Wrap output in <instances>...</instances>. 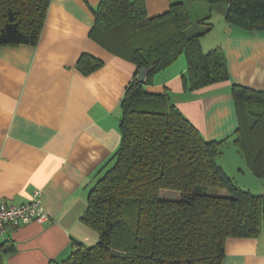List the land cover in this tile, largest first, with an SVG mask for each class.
I'll list each match as a JSON object with an SVG mask.
<instances>
[{
    "label": "trees",
    "instance_id": "trees-1",
    "mask_svg": "<svg viewBox=\"0 0 264 264\" xmlns=\"http://www.w3.org/2000/svg\"><path fill=\"white\" fill-rule=\"evenodd\" d=\"M189 1L170 0L169 11L154 18L145 0H103L94 11L90 38L135 64L137 74L121 104L115 164L91 190L82 217L99 241L74 242L61 264H223L229 238L264 232V196L237 186L218 163L224 141H207L167 92L146 89L182 55L191 91L230 80L223 50H203L201 37L212 30L207 18L198 21L205 30L190 34L195 21ZM201 1L210 10L224 4L232 26L264 32V0ZM51 2L0 0V45L36 46ZM103 64L83 54L77 68L89 75ZM143 68L152 69L146 83L136 79ZM232 96L239 123L235 144L248 167L264 178V92L233 85ZM13 252L12 241L1 243L0 264Z\"/></svg>",
    "mask_w": 264,
    "mask_h": 264
},
{
    "label": "crops",
    "instance_id": "crops-1",
    "mask_svg": "<svg viewBox=\"0 0 264 264\" xmlns=\"http://www.w3.org/2000/svg\"><path fill=\"white\" fill-rule=\"evenodd\" d=\"M102 1L52 0L36 46L0 45V202L19 206L41 190L48 215L45 222L12 232L15 252L3 255L5 264H61L74 242L93 246L99 241L82 217L91 190L115 164L121 104L137 74L135 64L90 38ZM145 5L154 18L169 11L170 0H145ZM225 14L215 23L221 39L215 41L211 33L201 44L206 53L223 50L229 81L191 91L182 55L146 89L167 92L207 141H224L218 163L236 178L247 165L235 144L239 123L232 88L264 92V32L232 26ZM83 54L103 66L84 75L77 68ZM249 177L250 187L257 184V195H263L260 181ZM223 264H264V232L257 238H229Z\"/></svg>",
    "mask_w": 264,
    "mask_h": 264
},
{
    "label": "built area",
    "instance_id": "built-area-1",
    "mask_svg": "<svg viewBox=\"0 0 264 264\" xmlns=\"http://www.w3.org/2000/svg\"><path fill=\"white\" fill-rule=\"evenodd\" d=\"M48 220L43 200V192L36 190L31 199L16 206L0 202V244L12 241V232L33 222Z\"/></svg>",
    "mask_w": 264,
    "mask_h": 264
},
{
    "label": "rangeland",
    "instance_id": "rangeland-1",
    "mask_svg": "<svg viewBox=\"0 0 264 264\" xmlns=\"http://www.w3.org/2000/svg\"><path fill=\"white\" fill-rule=\"evenodd\" d=\"M186 5H187L188 10L191 14L192 20L195 21V26L192 29V31L190 32L191 35L197 34V32H201V31L206 29L205 26L199 25L198 21L207 18L205 23L210 24L212 26V30L209 33L202 36L201 39L203 37H209V39H210V37H212V35H213V34L211 35V33H214L215 41H217V39L218 40L221 39L220 38L221 37L220 32H218L217 30L215 31V29H216L215 23L217 22L219 15H221L222 12H226V6L224 4H220L219 6L215 7L213 10H210V8L207 6V4H205L201 0H194V1L192 0V2L190 0ZM204 7H206L208 10ZM235 174H238L237 177L236 178L232 177V179L236 183V185L245 189V190H248V191L250 190L249 191L250 193H252L254 195L259 194V193H257L259 190L257 187V184L254 183L253 187H250V185H249V183H250V180H249L250 177L249 176H251V175H253L254 179H256L257 181H260V183L264 189V178H261V177H258L257 175H255L254 172L248 167V165H247L246 169L241 170V171L237 170V173L235 172ZM249 174H251V175H249ZM245 175H247L246 178L244 177ZM242 184H245V185H242ZM214 194L222 195V192L220 190H216ZM263 196H264V194H263Z\"/></svg>",
    "mask_w": 264,
    "mask_h": 264
},
{
    "label": "water",
    "instance_id": "water-1",
    "mask_svg": "<svg viewBox=\"0 0 264 264\" xmlns=\"http://www.w3.org/2000/svg\"><path fill=\"white\" fill-rule=\"evenodd\" d=\"M152 69H140L138 75L136 76L137 81L141 83H146L148 75L150 74Z\"/></svg>",
    "mask_w": 264,
    "mask_h": 264
}]
</instances>
